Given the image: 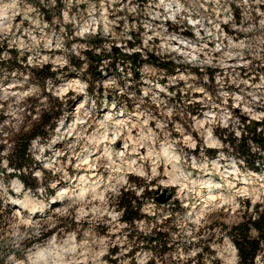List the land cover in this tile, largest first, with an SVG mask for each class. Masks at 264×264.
<instances>
[{"label": "rangeland", "instance_id": "374dc122", "mask_svg": "<svg viewBox=\"0 0 264 264\" xmlns=\"http://www.w3.org/2000/svg\"><path fill=\"white\" fill-rule=\"evenodd\" d=\"M0 18L5 264H240L229 232L264 209V159L252 168L224 138L264 124V0H0ZM114 46L140 54L139 75L126 57L86 54ZM55 113L62 127L32 142L28 188L10 175L12 141ZM165 189L173 198L159 203ZM128 190L143 204L132 225L118 207Z\"/></svg>", "mask_w": 264, "mask_h": 264}, {"label": "trees", "instance_id": "16d2710c", "mask_svg": "<svg viewBox=\"0 0 264 264\" xmlns=\"http://www.w3.org/2000/svg\"><path fill=\"white\" fill-rule=\"evenodd\" d=\"M32 1V0H30ZM101 44L97 45L100 46ZM4 51V48L0 47V61L1 56ZM89 58L92 60L93 64L97 63V65H101L107 59L113 58V62L115 63L119 56L126 57L131 59V62L135 66V73L137 75L140 74L137 69L142 64V60L140 58V54L132 53L125 54L123 53L118 47H112V50L106 52L104 50L100 54H93L91 51H86ZM150 61L154 64L158 65L162 68L172 69L174 70L175 67L167 66L166 62L160 61L155 56H150ZM96 71L98 67L96 66ZM48 70V71H47ZM47 71V72H46ZM37 74L44 75V78L55 77L56 73L50 71V66L42 67L38 69ZM45 73V74H44ZM99 75H102L101 70L97 71ZM60 114L57 115L55 113V117L48 118L47 114H44L38 123H36L32 130L23 134L19 138H16L12 141L11 149L12 152L8 156L9 166L14 168L13 173H10L11 176L18 177L21 181L25 184L26 187H30L31 189H35L37 187V182L34 181L31 183L28 179L29 176L26 173L33 168L34 158L32 157L31 153V146L34 139H41L43 141L49 140L51 134L54 132V129L57 127V122L54 121V118H59ZM261 126L263 128L261 129ZM260 129V130H259ZM264 130L263 122H254L248 126L249 134L246 136H241L239 139H229V136L225 135L224 142H227L228 145H232L234 148L238 150L237 158L242 159L244 162L248 163L252 168L259 169L260 164L259 160L264 159V136L261 133ZM250 141L252 143H256L263 153V156H257L255 153L252 152L249 146H247V142ZM239 142V143H237ZM3 146H0V150ZM208 153L211 156H216L217 150L209 149ZM258 164V165H257ZM0 172L6 173L5 169L3 168L2 164V157L0 156ZM142 203L139 197L135 194H132L129 190L126 192H122L120 196V200L118 203V207L122 211V220L128 224H134L136 220L142 218ZM13 213V209L6 203L5 198L0 191V249L3 248V240L2 237L4 234L8 232L9 226V218ZM257 233L256 236H253L252 233ZM230 235L233 238L234 244L238 250L240 264H254L255 259L261 252H264V209L257 210L254 215L246 216V218L235 224L230 229ZM161 232L156 234L155 238H151L150 241L152 243L157 242ZM44 236V235H43ZM4 249V248H3ZM134 252V251H133ZM7 258L6 252L0 254V263L5 264V260ZM130 264H138L134 259ZM149 264H155L154 261L150 262Z\"/></svg>", "mask_w": 264, "mask_h": 264}, {"label": "bare ground", "instance_id": "6f19581e", "mask_svg": "<svg viewBox=\"0 0 264 264\" xmlns=\"http://www.w3.org/2000/svg\"><path fill=\"white\" fill-rule=\"evenodd\" d=\"M1 19V18H0ZM6 22L4 21V22H0V25H2V26H4V24H5ZM79 103V107H78V109H81V108H83L85 105H86V100H81L80 102H78ZM108 117L109 118H112V114H110V115H108ZM212 141V142H211ZM211 143H213V140L211 139ZM214 144V143H213ZM165 152L167 151V153H170L169 152V150L168 149H166L165 148V150H164ZM88 161V163H90L91 161H92V158H89V159H87ZM177 178V177H176ZM180 177H178L177 178V181H179L180 183H182V182H187V180L186 181H181V180H178ZM206 180V182L207 183H209L210 185V188H214V187H217V188H220V184L219 183H215V181L214 182H212V179L211 178H206L205 179ZM16 185H17V187H18V189H21L22 187H23V185H22V182L21 181H18L17 180V182H16ZM216 195L214 194V193H212L211 194V196H210V198H209V200H206V203H207V205H209V204H211L212 202H214V201H216ZM31 201H30V199H26L25 201H23L22 203H20L21 205H22V207H21V209H23V210H25V209H27V208H30L31 209V211H33V212H39V210L37 209L38 208V206L36 205H32V204H30L31 205V207H29L28 206V204L30 203ZM40 254H42V252H40L38 255H40Z\"/></svg>", "mask_w": 264, "mask_h": 264}, {"label": "water", "instance_id": "95a60500", "mask_svg": "<svg viewBox=\"0 0 264 264\" xmlns=\"http://www.w3.org/2000/svg\"><path fill=\"white\" fill-rule=\"evenodd\" d=\"M155 198L159 203H166L168 202L170 199L173 198V193L169 192L168 189L165 190H159L157 191V193L155 194ZM53 205V202H51Z\"/></svg>", "mask_w": 264, "mask_h": 264}, {"label": "built area", "instance_id": "2783aa9c", "mask_svg": "<svg viewBox=\"0 0 264 264\" xmlns=\"http://www.w3.org/2000/svg\"><path fill=\"white\" fill-rule=\"evenodd\" d=\"M188 29V28H187ZM225 29H227L226 28V26H224V28H223V33L225 34ZM183 33V32H182ZM184 34H186V35H184L183 36V39L185 40V42H186V44H188V45H192V44H194L195 43V41H194V39H196V35H194L191 31H189V32H184ZM177 41H175V43H176ZM178 44V43H177ZM136 53H138V52H136ZM139 54V53H138ZM149 58H150V56H149ZM157 58V57H156ZM141 60H143V59H141ZM162 60H165L164 58L162 59ZM131 62V61H130ZM131 64H133L132 62H131ZM154 64V63H153ZM156 65V64H155ZM158 66V65H157ZM208 157H211L210 156V154L208 153Z\"/></svg>", "mask_w": 264, "mask_h": 264}]
</instances>
